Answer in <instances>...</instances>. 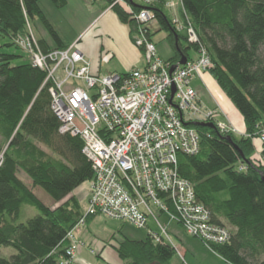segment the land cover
<instances>
[{"label":"trees","instance_id":"trees-1","mask_svg":"<svg viewBox=\"0 0 264 264\" xmlns=\"http://www.w3.org/2000/svg\"><path fill=\"white\" fill-rule=\"evenodd\" d=\"M64 6L66 0H50ZM40 0H0V46L19 50L15 38L27 32L35 16L41 18L56 44L38 39L41 50L67 45L46 21ZM108 5L110 0H107ZM197 42L189 44L167 15L163 0H148L111 9L132 33L133 15L149 9L174 56L165 62L189 59L181 40L197 50L204 47L211 59L208 74L241 115L245 135L222 134L216 127L193 125L200 136L198 153L179 155L178 174L192 185L212 223L229 229L226 243L212 246L228 264H264V152L256 155L252 138L264 131V0H181ZM151 39V33H147ZM22 56L0 50V247L15 253L0 264H57L68 244L65 236L83 215L77 198L67 197L93 176L91 162L82 153L79 136L61 133L60 119L51 108L46 73ZM230 137V140L227 137ZM42 145L49 153L42 150ZM21 170L33 187L41 188L54 202H41L18 176ZM38 214L16 223L21 205ZM91 216L87 217L89 219ZM117 255L127 264H170L173 246L155 243L149 234L140 240H124Z\"/></svg>","mask_w":264,"mask_h":264},{"label":"built area","instance_id":"built-area-1","mask_svg":"<svg viewBox=\"0 0 264 264\" xmlns=\"http://www.w3.org/2000/svg\"><path fill=\"white\" fill-rule=\"evenodd\" d=\"M143 1L148 4V0ZM163 1L176 29L185 27L187 42L195 44L197 35L181 0ZM121 4L125 0H110L109 6ZM133 18L137 26L132 43L140 49L144 65L124 74H91L77 42L42 51L29 23L27 32L15 38L29 61L46 73L44 82H50L51 108L61 121L60 132L79 136L82 153L91 162L87 208L76 226L84 224L88 215L100 214L148 228L153 242L172 246L167 229L157 221V210L207 246L226 243L228 227L211 222L208 210L195 197L193 185L178 174L179 155L199 151L200 136L194 122L211 123L222 134L236 131L226 122L218 103L215 109H203L190 86L192 78H200L211 67L210 56L200 46L196 59H186L170 72L172 65L157 55L155 43L147 36L151 11L142 7ZM110 56L105 53L102 62ZM256 137L262 153L264 131ZM149 218L156 221L158 231L149 228ZM65 239L68 246L57 264L74 262L77 243L72 230Z\"/></svg>","mask_w":264,"mask_h":264},{"label":"rangeland","instance_id":"rangeland-1","mask_svg":"<svg viewBox=\"0 0 264 264\" xmlns=\"http://www.w3.org/2000/svg\"><path fill=\"white\" fill-rule=\"evenodd\" d=\"M134 2L137 4H144L143 0H134ZM105 4L106 0H66V4L64 6H55L50 0H40L39 2L46 21L52 26L62 41H68V38H70L71 35L76 32V30L80 28L83 23L92 17L95 7H99L101 9V7H103ZM166 13L169 17L171 16L168 10H166ZM178 19L180 24H182L183 22L180 15H178ZM147 25L151 33V40L155 43L157 55L160 56L164 61L172 58L174 56V50L165 40L166 32L159 29V26L154 19L150 20ZM30 28L35 41H38V39H44L50 46H55L56 42L41 18L35 16L33 19H31ZM178 31L179 34L183 36H186L187 34L185 27L180 28ZM7 41V38L0 36V46ZM181 43L184 47H187L186 52L189 56V59H196L197 52L194 47H188V44L184 40H181ZM0 50L21 55L22 58L18 59L21 62L29 61V55L23 50H16L14 48L7 47H2ZM112 65L113 61L102 67L104 74L107 70L108 72H111L110 70ZM190 86L196 92L197 98L199 99L203 109H215L214 99L218 101H221L222 99L226 104L230 105L234 110H236L232 102L224 93L218 90L216 86L215 88L208 87L199 77L192 78L190 81ZM219 120L223 119L220 118ZM236 136L239 135L236 134ZM0 142H3L1 137ZM38 146L42 150L49 153V150L46 147L42 145ZM262 148L263 147L260 143V147H258V149L262 150ZM17 176L33 190V193L36 195V197L45 205L56 207L67 197L73 195L77 198L83 213L86 211L89 195L88 180L73 189V191L61 201L54 202L41 188L33 187L31 185L30 179L21 170L17 171ZM37 214V209L23 204L20 207L16 223H23ZM155 215L160 225L167 229L171 238L172 246L176 250V254L171 259L170 264H228L215 253L212 246H207L200 239L187 235L178 223L168 219L166 213H160L155 210ZM87 217H89V215ZM87 217L85 218L84 224L75 226L73 229H71L74 240L77 243L76 249L78 246L82 245L81 242H84L85 249L88 251L93 250L95 252V256H93L96 258V256L99 255L98 252L101 248V252H103L106 257H103V255L100 257L101 259L108 258L109 261H106L107 264H111L110 258L107 257V255L116 258V248L124 240H140L145 238L148 234V228H138L128 222L109 219L104 215H92L88 220ZM148 226L154 231L159 230L157 223L153 218L148 219ZM67 246L68 244L66 247ZM76 249L74 260L76 256ZM14 253L15 250L12 247H0L1 258H9ZM117 259H119L118 261L120 264H127V262L122 260L120 257ZM99 263L102 264L101 262ZM152 264L160 263L154 262Z\"/></svg>","mask_w":264,"mask_h":264},{"label":"crops","instance_id":"crops-1","mask_svg":"<svg viewBox=\"0 0 264 264\" xmlns=\"http://www.w3.org/2000/svg\"><path fill=\"white\" fill-rule=\"evenodd\" d=\"M62 42L67 46L77 42V48L89 61V71L91 74H104L102 67L109 64L111 61H113L111 72L107 70L105 74H124L134 67L141 68L144 65L140 49L132 43V33H130L129 26L118 19L117 15L108 5L107 0L106 4L101 7V9L95 7L92 17L83 23L82 26L68 38V41L64 40ZM105 53H110L111 56L107 62H102L101 57ZM200 79L208 87L215 88L216 86L219 90L217 84L208 72H203ZM214 103H218L222 109L226 122L234 126L236 130L235 134L239 136L244 135L245 125L238 111L234 110L222 99L221 101L214 99ZM252 143L255 146V153L258 155L261 151V149H258V147H260L259 140L253 138ZM81 244L82 245L78 246L76 249V256L73 264H100L99 262L107 264L106 261H109L108 258L101 259L100 257L101 255L106 257V255L101 252V248L98 252L99 255L95 258V252L93 250H86L84 242H81ZM107 257L110 258L111 264H120L118 261L119 259H117L119 257L118 255L116 258L109 255H107Z\"/></svg>","mask_w":264,"mask_h":264},{"label":"water","instance_id":"water-1","mask_svg":"<svg viewBox=\"0 0 264 264\" xmlns=\"http://www.w3.org/2000/svg\"><path fill=\"white\" fill-rule=\"evenodd\" d=\"M186 61V58L184 56H181L179 61L172 65L171 68H170V72L173 70V68L176 66V65H183ZM174 92V90H172V93ZM193 125H200V126H204V127H208V128H212L213 125L211 123H200V122H194ZM229 140H230V137L228 136L227 137ZM261 179L262 181L264 182V171L261 173Z\"/></svg>","mask_w":264,"mask_h":264}]
</instances>
